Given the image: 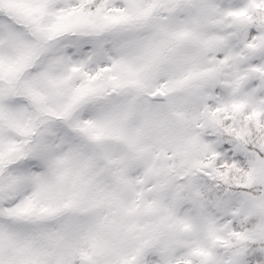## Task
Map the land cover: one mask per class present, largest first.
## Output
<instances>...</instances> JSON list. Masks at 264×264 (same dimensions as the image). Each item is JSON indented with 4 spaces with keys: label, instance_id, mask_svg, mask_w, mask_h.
Segmentation results:
<instances>
[{
    "label": "snow or ice",
    "instance_id": "6c2138e0",
    "mask_svg": "<svg viewBox=\"0 0 264 264\" xmlns=\"http://www.w3.org/2000/svg\"><path fill=\"white\" fill-rule=\"evenodd\" d=\"M0 264H264V0H0Z\"/></svg>",
    "mask_w": 264,
    "mask_h": 264
}]
</instances>
